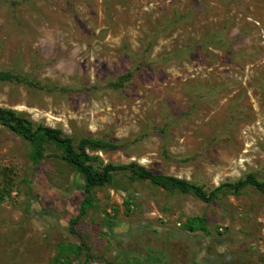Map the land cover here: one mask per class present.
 <instances>
[{"label":"rangeland","instance_id":"1","mask_svg":"<svg viewBox=\"0 0 264 264\" xmlns=\"http://www.w3.org/2000/svg\"><path fill=\"white\" fill-rule=\"evenodd\" d=\"M0 73V107L118 144L102 164L205 190L264 179V0H0ZM29 151L0 123V264H83L81 242L88 264H264L253 188L205 203L115 175L71 234L81 175L52 145L39 165Z\"/></svg>","mask_w":264,"mask_h":264},{"label":"trees","instance_id":"2","mask_svg":"<svg viewBox=\"0 0 264 264\" xmlns=\"http://www.w3.org/2000/svg\"><path fill=\"white\" fill-rule=\"evenodd\" d=\"M7 76L8 74L0 73V79ZM130 76L131 73L129 72L118 76L111 83V86H121L124 81L129 80ZM0 123L28 142L30 146L28 157L33 165L40 164L46 156L47 147L52 145L58 151V157L81 175L83 199L79 204L77 214L68 222V229L71 234H76L74 225L86 214L89 208L93 207L94 191L99 187L111 184L114 176L119 174L125 175L132 181H147L168 191L177 190L181 193H190L205 203H211L220 194L226 192L238 195L246 188H253L264 195V179L260 180L252 173H246L234 181H225L210 190H205L202 186L184 178L154 173L136 161L124 164L111 162L102 164L100 158L94 152L118 148L119 145L112 141L91 137L74 141L59 128L50 127L43 123H35L19 112L4 107H0ZM1 199H3L2 195L0 196ZM195 219L199 223L198 227L204 226L205 220L202 217L190 219V224H194ZM73 245L80 251L83 248L85 249L86 254L83 264H88L93 259V255L90 254V247L84 242H81L80 245Z\"/></svg>","mask_w":264,"mask_h":264}]
</instances>
